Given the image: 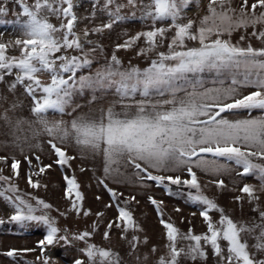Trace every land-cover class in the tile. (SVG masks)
Listing matches in <instances>:
<instances>
[{
	"label": "snow or ice",
	"instance_id": "obj_1",
	"mask_svg": "<svg viewBox=\"0 0 264 264\" xmlns=\"http://www.w3.org/2000/svg\"><path fill=\"white\" fill-rule=\"evenodd\" d=\"M11 2L19 9L14 22L20 34L0 41V135L8 137L0 140V148L19 149L29 171L22 175L15 155H0V199L12 209L8 223L22 228L34 223L46 234L36 248H12L3 255L17 260L39 249L35 260L24 264H49L48 249L63 242L77 250L72 264H264V0H208L196 18L188 13L192 5L199 10L201 0H88L84 14L82 0ZM9 11L0 0V25L13 23L2 19ZM129 20L143 27L133 35L125 31L126 38L107 52L101 37ZM235 33L240 35L233 42ZM122 51L147 66L131 60L125 66ZM99 57L104 62L93 72ZM204 74H214L212 83L219 86L205 87ZM87 90H113L116 99L78 113L81 106L74 99ZM21 96L30 100L28 115L22 114ZM96 99L93 95L89 103ZM57 114L59 119L51 118ZM42 136L62 171L78 158L99 160L104 175L97 182L111 197L105 208H115L114 218L85 210L81 186L67 172L69 210L96 218L84 230L61 229L50 215L52 204L20 189L21 179L31 189L41 188L34 177L53 167L42 165L36 154L41 166L32 170V158L24 155L25 144L43 151ZM70 147L77 155L69 154ZM121 168L132 170L133 182H154L169 197L198 206L204 231L191 226L182 231L164 217V202L149 196L163 241L151 244L127 206L139 203L136 196L121 201L124 193L106 182L121 183ZM198 172L211 177L207 184ZM232 173L238 179L231 183L238 187L231 190L239 192L232 201L242 213L249 208L252 215L246 218L234 219L204 192L208 184L227 190L223 177ZM249 177L258 184L244 182Z\"/></svg>",
	"mask_w": 264,
	"mask_h": 264
},
{
	"label": "rangeland",
	"instance_id": "obj_2",
	"mask_svg": "<svg viewBox=\"0 0 264 264\" xmlns=\"http://www.w3.org/2000/svg\"><path fill=\"white\" fill-rule=\"evenodd\" d=\"M240 0H234V4H239ZM208 0H201V8L198 10L195 5L191 6L189 11V16L196 18L197 15H203L204 9ZM4 4L10 9L9 14L2 19L13 21V23L0 25V41L14 40L19 36V26L14 22L18 18L17 14L19 9L11 0H4ZM90 8L88 0H82L81 7L79 9L81 14L86 13ZM20 19H23L20 17ZM55 22V21H53ZM143 25L140 21L129 20L121 24H118L114 29L107 35L101 37L102 42L106 46V51L110 52L112 50V45L117 42H122L126 37L123 35L125 31L129 35L135 34V32L141 30ZM251 31V29H249ZM239 33H235L232 37L233 42L239 39ZM95 40L96 37L94 36ZM254 46H259V42L253 40ZM121 59L124 61L125 66L128 65V61L131 60L132 63L139 65L140 67H146L147 62L144 59L135 57L133 53H119ZM103 57L98 58V62L94 65L92 71L94 72L96 68H99L103 64ZM82 74L87 75L88 70H83ZM203 79L205 80V87H214L219 85H214L212 83L215 79L214 74H204ZM3 85H0V89H3ZM95 95L97 99L91 104L89 101L92 100V96ZM21 99L24 103L23 115H28V107L30 105V100L21 96ZM116 99V95L113 90H108L105 92L92 90H87L84 95L76 96L74 102L79 104L81 107L78 109L79 112H88L90 108L95 109L97 107L104 106L106 107L109 103ZM137 99L141 97L137 96ZM75 113V114H78ZM243 112H241V116ZM51 118L59 119V115H54ZM64 119H70V117L65 116ZM3 131V129H0ZM8 137L0 135V140L7 139ZM48 138L46 136L39 137L38 140L41 143L43 151L30 147L29 145H24V155L30 156L32 158V170H38V165L35 161L34 156L39 154L41 156L42 165L53 164L51 169H48L43 175L39 177H34V179H39L42 187L34 190L28 187L25 180H19V187L23 192L32 193L35 196H38L41 199H44L46 202L53 205V210L50 211L52 215L57 220L58 227L61 229H68L69 233H75L80 230L87 228L95 216L91 217H79L72 213L69 208V202L64 199V189L66 187L65 181L63 180L64 172H67L69 175H75L78 183L80 184V191L84 195L85 199L83 202V207L85 210H91L93 213L98 211L105 212V217L103 219H111L116 215L115 208H105V205L111 202V197L107 190L97 182V178H103V171L101 164L98 159L94 160L92 158L87 159H77L71 162V167L68 168L65 166L64 171L61 170L59 165L53 163L56 159L55 155L51 152L49 146L46 143ZM37 141H32L31 143L35 144ZM15 155L17 159L21 161V173L26 174L29 171V166L27 161L24 160L23 156L20 154L19 149H3L0 148V155ZM70 155H77V152L74 147L69 148ZM11 161H9V164ZM0 167H3L0 164ZM85 168V171H81V168ZM121 172L124 173L123 176L119 177L122 181L121 183H114L112 179L107 180L108 186L113 188L118 193L123 192L124 196L120 197V200L123 201L130 196H136L139 203L135 201H130L128 203V208L133 211L135 218L141 223L145 232L142 235H147L149 237L151 244H161L163 243L161 239L162 227L159 224V218L154 209V206L148 201V197L152 196L158 201H163L161 209L164 213L165 218H170V220L179 227L182 231H187L188 227H193L197 233L204 231V224L202 218L199 216L198 206L189 205L184 202L183 199L178 197H169L165 190L162 187H157L154 182L145 181L143 184L137 182L136 178L132 175L131 169L121 168ZM6 175L11 174L10 168L5 170ZM156 174V173H153ZM198 176L201 179V182L204 184L208 183V180L211 177L204 175L203 173L198 172ZM226 184H228V189L224 191H219L214 185L208 184L204 189L205 194L216 200V202L225 209V212L232 216L234 219L246 218L249 215H252L249 208L245 206L244 212L242 213L240 207L233 203L232 197L234 195H239L238 191H233L235 186L231 183L232 179H238L235 176V173H232L230 176L225 175L223 177ZM248 183L254 185L258 184V181L249 177L246 179ZM47 185V187H43ZM242 186V185H241ZM175 191V190H174ZM101 197L100 200H97L96 197ZM179 207L180 212H176L175 209ZM59 209V211H56ZM67 216H61L60 212H66ZM196 211L197 215L192 216V212ZM12 213L11 207L0 199V218L5 219L6 223L0 225V264H24L25 261H34L35 257L39 255V249L36 252H31L27 254H20L17 257V260L9 258L3 253L6 251L15 248V249H24V248H36L37 242L40 239H43L46 234V229L43 226L36 225L34 223L28 224L25 227H20L14 223H8L7 218ZM184 221L183 223L181 221ZM191 221V224L188 222ZM101 231H103V225L100 226ZM95 242H100V235L97 234L94 237ZM48 256L52 257L53 260H50L49 264H72L73 259L78 254L76 248L64 245L63 242H60L55 247L48 249Z\"/></svg>",
	"mask_w": 264,
	"mask_h": 264
},
{
	"label": "trees",
	"instance_id": "obj_3",
	"mask_svg": "<svg viewBox=\"0 0 264 264\" xmlns=\"http://www.w3.org/2000/svg\"><path fill=\"white\" fill-rule=\"evenodd\" d=\"M171 187H172L173 191L176 190V188H177V186H174V185Z\"/></svg>",
	"mask_w": 264,
	"mask_h": 264
}]
</instances>
